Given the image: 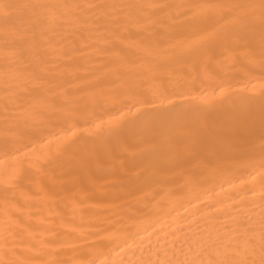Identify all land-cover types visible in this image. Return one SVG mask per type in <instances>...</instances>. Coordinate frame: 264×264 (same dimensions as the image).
I'll return each mask as SVG.
<instances>
[{
  "label": "bare ground",
  "instance_id": "bare-ground-1",
  "mask_svg": "<svg viewBox=\"0 0 264 264\" xmlns=\"http://www.w3.org/2000/svg\"><path fill=\"white\" fill-rule=\"evenodd\" d=\"M260 4L0 0V264H261Z\"/></svg>",
  "mask_w": 264,
  "mask_h": 264
},
{
  "label": "snow or ice",
  "instance_id": "snow-or-ice-1",
  "mask_svg": "<svg viewBox=\"0 0 264 264\" xmlns=\"http://www.w3.org/2000/svg\"><path fill=\"white\" fill-rule=\"evenodd\" d=\"M214 7L225 8V7H229V6H227V5H214ZM231 7H236V6L233 5ZM260 8H261L262 18H264V0H261ZM262 255H264V245H262ZM227 264H232V262H227ZM238 264H245V262L240 261V262H238ZM261 264H264V259L261 260Z\"/></svg>",
  "mask_w": 264,
  "mask_h": 264
}]
</instances>
